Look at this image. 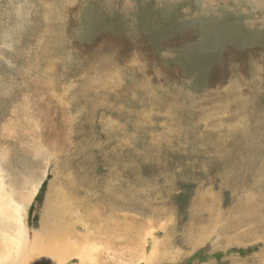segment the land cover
<instances>
[{
    "label": "rangeland",
    "instance_id": "1",
    "mask_svg": "<svg viewBox=\"0 0 264 264\" xmlns=\"http://www.w3.org/2000/svg\"><path fill=\"white\" fill-rule=\"evenodd\" d=\"M51 188L116 214L86 264H255L264 236L221 226L246 195L264 225V0H0V232L23 227L3 264H28Z\"/></svg>",
    "mask_w": 264,
    "mask_h": 264
},
{
    "label": "bare ground",
    "instance_id": "2",
    "mask_svg": "<svg viewBox=\"0 0 264 264\" xmlns=\"http://www.w3.org/2000/svg\"><path fill=\"white\" fill-rule=\"evenodd\" d=\"M118 72H107L104 73L102 77L101 84L112 86L120 82ZM231 87V84L229 85ZM234 89V85L232 84ZM227 103L220 105L225 107ZM222 126V124L220 125ZM241 128V125L238 126ZM243 135V134H241ZM246 135V134H245ZM243 135V136H245ZM63 191H58L51 188L50 193L46 198V207L47 211L50 207L51 211L46 212L42 215L39 230L35 233L33 239V248L28 253L27 260L28 264H67L68 260L74 255H79L80 261L78 264H86L87 259L80 250V247L84 246V242H88L92 236V231L90 229H104L105 230H114L119 226V223L116 220V214L111 210V212H103L101 216H96L90 221H84L79 218L74 219L72 214L68 211L67 207L70 203L66 202L65 195H59ZM111 193L115 195V191L111 190ZM58 197H63L59 199ZM215 197L211 191L198 193L192 201L191 211L192 214L196 216L200 209H208L211 213V218L209 223L206 225V229L203 230V237L207 236L211 228L217 226L219 217H217L218 207L217 201H214ZM241 200L239 204L235 206L232 210V216L230 221L228 220L222 224L221 228L224 229V236L230 232L235 233V241H240L242 239L248 240L255 237L262 238L264 236V225L261 229L255 227L257 220L255 218L257 215H261V210H258L253 198V195H246ZM111 202L113 200L111 199ZM243 213L244 217L241 218L238 216V213ZM191 216V222H193L196 217ZM242 216V215H241ZM6 217L12 219L13 216L10 212H6ZM6 222H9L6 220ZM80 223L83 225V231H78L77 224ZM253 224L254 227L251 229V232L237 234L239 228L249 229V225ZM22 226L20 229H17L15 233H10L7 228H3L0 232V264H3V261L13 257L11 254L17 255V249H8L7 243L19 242V237L15 234H18L22 231ZM192 229V227H188ZM102 234V231L100 232ZM99 233V238H100ZM211 234V233H210ZM103 238V237H102ZM227 238V236H226ZM263 239V238H262ZM227 240V239H226ZM225 240V241H226ZM42 252V253H41ZM264 253V251H263ZM260 255V259L255 264H264V254ZM153 256H151L152 258ZM155 258V256H154ZM99 261V259H97ZM90 260L89 264H96Z\"/></svg>",
    "mask_w": 264,
    "mask_h": 264
}]
</instances>
